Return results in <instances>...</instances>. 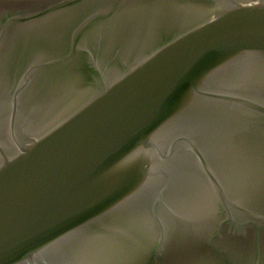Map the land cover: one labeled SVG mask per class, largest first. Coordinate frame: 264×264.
Here are the masks:
<instances>
[{"label": "water", "instance_id": "95a60500", "mask_svg": "<svg viewBox=\"0 0 264 264\" xmlns=\"http://www.w3.org/2000/svg\"><path fill=\"white\" fill-rule=\"evenodd\" d=\"M0 264H264V0H0Z\"/></svg>", "mask_w": 264, "mask_h": 264}]
</instances>
